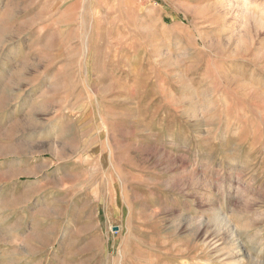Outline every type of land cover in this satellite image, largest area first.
I'll list each match as a JSON object with an SVG mask.
<instances>
[{
    "label": "rangeland",
    "instance_id": "obj_1",
    "mask_svg": "<svg viewBox=\"0 0 264 264\" xmlns=\"http://www.w3.org/2000/svg\"><path fill=\"white\" fill-rule=\"evenodd\" d=\"M0 264H264V0H0Z\"/></svg>",
    "mask_w": 264,
    "mask_h": 264
}]
</instances>
